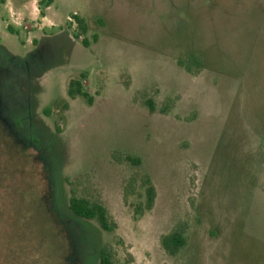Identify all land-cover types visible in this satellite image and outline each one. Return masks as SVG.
Masks as SVG:
<instances>
[{
	"label": "rangeland",
	"instance_id": "374dc122",
	"mask_svg": "<svg viewBox=\"0 0 264 264\" xmlns=\"http://www.w3.org/2000/svg\"><path fill=\"white\" fill-rule=\"evenodd\" d=\"M40 1L0 0V264H264V0Z\"/></svg>",
	"mask_w": 264,
	"mask_h": 264
},
{
	"label": "trees",
	"instance_id": "16d2710c",
	"mask_svg": "<svg viewBox=\"0 0 264 264\" xmlns=\"http://www.w3.org/2000/svg\"><path fill=\"white\" fill-rule=\"evenodd\" d=\"M40 2L41 4L49 6L52 3V0H42ZM40 14L43 16V12H40ZM72 18L75 21L78 29L77 33H75L73 36L75 38H79L85 35L87 32V25L85 23V20L76 14H72ZM7 30L10 32L14 31L10 26H7ZM94 39H96V36H94ZM81 42L84 47L88 46V40L85 37L82 38ZM82 77L83 75H81V78ZM67 96L70 99H74L76 96H80L89 105H91L93 102V97L89 95V93L84 89L80 80H71L69 82L67 88ZM147 103L149 109L153 110L154 107L151 104V101H147ZM63 106L64 108H67L68 103H64ZM44 112L46 113L49 111L45 110ZM125 158L128 162L132 164H140V160L137 157L126 156ZM142 183L145 186L146 209H150L152 207L155 197L154 187L151 185V182L148 177H143ZM69 192L70 196L68 198V209L73 215L85 220L96 221L99 227L104 231L111 232L114 230L115 224L110 222L106 209L100 203L90 201L85 197L77 196L73 189H70ZM184 244L185 238L178 231H174L161 239L162 247L170 255L176 254V252L182 246H184ZM98 264H114L111 253L107 248H102L100 250Z\"/></svg>",
	"mask_w": 264,
	"mask_h": 264
},
{
	"label": "built area",
	"instance_id": "2783aa9c",
	"mask_svg": "<svg viewBox=\"0 0 264 264\" xmlns=\"http://www.w3.org/2000/svg\"><path fill=\"white\" fill-rule=\"evenodd\" d=\"M13 23H14V24H17V25H19V24H20V23H19L18 21H16V20H15V21H13ZM25 28H26V27H25Z\"/></svg>",
	"mask_w": 264,
	"mask_h": 264
},
{
	"label": "crops",
	"instance_id": "0c3cea01",
	"mask_svg": "<svg viewBox=\"0 0 264 264\" xmlns=\"http://www.w3.org/2000/svg\"><path fill=\"white\" fill-rule=\"evenodd\" d=\"M36 37V35H34Z\"/></svg>",
	"mask_w": 264,
	"mask_h": 264
}]
</instances>
